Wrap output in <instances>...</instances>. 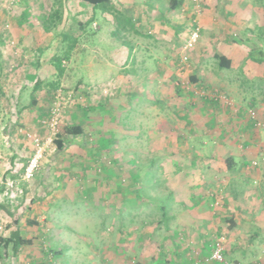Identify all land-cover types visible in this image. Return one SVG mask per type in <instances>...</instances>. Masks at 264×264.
Wrapping results in <instances>:
<instances>
[{"label": "rangeland", "instance_id": "obj_1", "mask_svg": "<svg viewBox=\"0 0 264 264\" xmlns=\"http://www.w3.org/2000/svg\"><path fill=\"white\" fill-rule=\"evenodd\" d=\"M60 2L64 4L62 7L63 21L56 29L47 32L44 29L45 21L55 3V7H58ZM263 2L254 0L252 5L253 7H264ZM199 5L203 10L204 1L199 0ZM100 9L97 10L96 23H91L82 35L79 24L91 19L94 12L93 7L82 0H0V202L8 205L10 211L14 213L10 216L8 212L0 208V236L9 235L13 230V219L18 218L20 219L18 225L23 235L36 240L33 245L23 247L19 256L12 254L10 257H0V264H29L27 262L33 260V257L37 260V264H93L94 260L97 264H154L155 257L165 259L168 261L167 264H171V261L175 262L180 259L177 257V252H172L171 256L166 255V246L169 243L168 232L160 229L157 230L158 232L156 229L154 231L155 221L160 218L159 215L166 219L164 220L165 228H168V218L172 210L174 214L188 211L182 204H175L173 195L168 194L166 185L162 182L166 180L163 172L166 170L168 157H165L161 164L158 163L159 159L156 160V163L152 164L154 177L149 175V177L159 178V181L153 179L148 181L149 186H154V190H148L150 195H154L152 198L154 210L150 209L152 204H142V208L135 216L137 220L136 224L132 225L134 227L128 223L123 226L125 235H119L118 222L103 217L107 212L106 209L96 210L86 204L90 201L87 200L88 194H84L87 187H92L94 182L96 185L100 183V189L94 188L97 194L103 189L102 184L104 187L105 176L111 174L115 177L112 188L119 189V181L123 182L121 186L126 188L131 184V177L134 180L136 177L139 178L134 184L140 185L139 181L143 182L147 178L145 171L151 168L143 167V163L151 166V159L160 157L155 150L159 142L153 140L154 104L150 108L144 105L143 111L146 115L139 116L140 106L133 96L128 95L129 98H127L126 95V91L135 88V77L130 78V82H134L132 86L127 84L129 77L124 79V73L116 72L117 75L110 78L113 80L108 81L107 79L109 78L105 74L107 70L118 71L119 66L106 63L111 62L107 54H112L115 43L114 38L111 43L112 38L108 35L111 30ZM25 10L29 12L26 19L22 16ZM127 10L126 12L130 14L129 9ZM107 14L112 15L108 12ZM147 29L148 27L146 32ZM63 30L78 36L80 41L73 51L71 60L64 63L66 72L61 85L50 94L44 88L42 92L36 94L38 104L23 110V107L31 103V94L38 75L45 73L42 70L39 74L38 63L42 61L43 66H50L52 57L65 48L66 42H63V35H61ZM150 30L151 34L142 36L140 39L142 42L140 52L142 53L139 54V56L147 55L150 58H144L141 62L138 59V63L130 65L131 71L138 75H136V82L142 80L143 83H147L144 80L145 77L141 75L152 72L157 66L158 59H154V53H163L169 49L170 54L173 57L176 56L177 62L175 59L161 60V62L164 66L168 64V66L180 68L178 57L181 58L182 42H177L176 46L167 44L161 46L154 39V27ZM127 43L130 45L129 41ZM252 47H255L252 50V58H264L263 45H252ZM53 70L56 69L53 67ZM152 73L154 74V71ZM55 76L56 72L51 73L47 79ZM153 76L147 75L146 78L149 77V81H154ZM80 79L82 82L79 84ZM261 80L255 79L254 83L259 84ZM113 81H115L114 86L107 87L108 84L113 85ZM231 81L233 85L234 77ZM122 82L125 84L123 87ZM148 89L143 90L146 94L143 99L152 97ZM141 96V93L135 95V97ZM116 98L125 102L130 99L131 106L121 108L119 111L115 110L112 100ZM144 101L143 104L148 103ZM92 104H94L95 114L101 112L106 117L107 125L114 123L112 126L117 128V138L109 140L108 135L102 134L97 125L93 126V123L85 120L88 112L78 108L85 107L86 109ZM57 105L61 109L60 123L85 125L87 139L84 143L80 139L78 141L77 137H71L66 139V146L63 150L58 149L55 142V139L59 137L58 129L53 130L51 126V113ZM26 113H36V115L39 113L40 118L31 122L32 115ZM118 127L127 132L131 131V133L124 135L125 138L122 139V136L118 137L122 133L118 132ZM142 131H149L145 133L147 137L138 138ZM29 134L41 137L46 150L32 178L26 179V167L36 150ZM95 138L100 139V142L97 143ZM182 143L183 141L181 145ZM96 144L99 145V152L96 153L98 156L94 154ZM208 149L214 152L213 147ZM134 150L141 152L139 157H142L144 161L140 165L138 154H133ZM84 159L91 160H89V166L81 165L79 160ZM96 159L98 162L95 161ZM121 159L130 161L129 166L127 164L121 166L119 162ZM116 163L119 164V170ZM140 167L143 169L140 170ZM124 168L126 173L122 170ZM136 173H139V176ZM106 180L110 181L109 178ZM209 181H212L213 185L217 182L213 178ZM131 189L136 188L131 186ZM134 195H139L138 191H135ZM122 196L118 195L117 199ZM75 197H79V201ZM108 203L112 206L116 204L113 201ZM126 207L130 210V205ZM117 213L119 212L113 215ZM121 217L127 218L126 213H123ZM132 217L134 218V215ZM144 218H148L147 220L153 223L141 224ZM33 220L37 223H32ZM171 222H173L172 229L177 230L178 227L174 226L175 224L189 221L173 220ZM196 222L197 220L191 223ZM182 224L179 226L183 227ZM137 225L140 227L139 230L135 228ZM192 229L193 227L190 230ZM204 231L200 229V232L194 235L188 231L183 234L177 232L179 240L186 239L194 246L193 248L196 247L192 250L195 252L189 254L192 264H203L201 259L208 263L215 262L211 259L214 240L221 233H227L225 234L226 249L228 247V231L214 230L210 232L211 236L213 235L210 252L208 250L206 253L199 251L197 248L199 246L196 242L194 243V239L199 241L202 239L203 244L210 241L209 231L203 237ZM62 250L63 253L58 252ZM46 251L49 252L48 255ZM249 259L264 262V252L259 251L253 258L249 256ZM227 260H229L228 257Z\"/></svg>", "mask_w": 264, "mask_h": 264}, {"label": "crops", "instance_id": "obj_2", "mask_svg": "<svg viewBox=\"0 0 264 264\" xmlns=\"http://www.w3.org/2000/svg\"><path fill=\"white\" fill-rule=\"evenodd\" d=\"M203 1L205 7L203 5L202 12L196 17L192 0H114L117 8H122L128 16H132L137 31L125 34V41L133 46L130 52L132 54L126 55L124 64H120L118 60H123L125 55L120 57L116 53L107 54L111 62L106 63H114L119 69H106L108 72L105 74L109 77L108 81L113 80L110 78L117 75L116 72H120L124 73V79L129 77L125 80L129 86L135 82V88L126 91V95L127 98L133 96L140 106L139 116L146 115L143 111L144 105L150 108L154 104V141L160 143L155 150L158 155L168 157L166 170L163 172L166 180L162 182L166 185L168 194H173L175 204H182L188 210L182 214H174L172 210L168 218V228H165V223L160 222V218L156 219L159 222H156L154 231L159 226L158 230L168 232L166 255L171 256L172 252H177V257L180 258L175 262L171 261V264H192L189 254L196 247L193 248L186 239L179 240L177 232L183 234L188 231L194 235L200 229L205 230L203 237L209 231L210 241L203 244L202 239H194L199 251L210 252L213 242L210 232L227 230L226 256L229 260L226 264H264L249 259V256L253 258L259 251L264 252V130L257 129L249 116L250 110H256L264 119V58H252V50L255 48L252 45L264 46V7H253L254 0ZM185 8L186 11H183ZM127 9L130 14L126 12ZM102 14L110 27L111 32L108 35L111 36L112 43L115 21L107 12ZM194 19L201 26V38L189 53L190 62L183 63L178 57L180 68L168 64L164 66L161 60L175 59L177 62L176 56L173 57L169 49L163 53H154V59H158L157 66L153 67L154 74L153 71L140 74L147 83L142 80L136 82L138 75L131 71L130 65L150 58L147 55H142L143 58L139 56L142 53L141 37L151 34L150 29L154 27V39L161 46H176L177 42H182L183 46ZM81 34L85 33L81 31ZM147 75H154V81H149ZM132 77H135L134 82H130ZM255 79L262 80L255 84ZM115 81L107 87L114 86ZM81 82L80 79L78 83ZM124 82L121 83L122 87ZM144 89H148L152 97L143 99L146 96ZM139 93L142 96L135 97ZM222 95L230 98L231 104H227L221 98ZM112 101L114 109L118 111L131 106L130 99L126 102L119 98ZM143 101L148 103L143 104ZM93 105L78 109L88 112L90 116L85 120L93 123V126L97 125L102 134L108 135L109 140L117 138V128L112 126L114 123L107 125L106 117L101 112L95 114ZM26 114L32 115L31 122L40 118L39 113ZM80 125L85 127L84 124ZM118 128V132H122L118 137L122 136V139L125 138L124 135L131 133ZM111 135H115V138ZM76 137L84 143L87 133ZM95 140L100 142L98 138ZM96 145L94 154L99 152V145ZM210 147L214 148V152L208 149ZM228 159H231L230 165ZM89 160L79 162L82 166H89ZM95 161L98 162L97 159ZM254 161L258 164L253 165ZM212 178L217 180L215 185L209 181ZM87 188L96 194L94 188L100 189V186L94 182L92 187ZM100 196L102 195L98 197ZM216 197H221L218 207L214 205ZM75 198L78 200L79 197ZM88 200L96 202L90 196ZM107 218L114 221L111 217ZM173 220L189 222H178V225H174L178 227L177 230H173ZM195 220L196 223H191ZM118 223L119 235H125L124 225L119 221ZM181 224L183 227L179 226ZM201 261L203 264H218L208 263L204 259ZM27 263L37 264V260L33 257ZM159 263L167 264L168 261L155 257L154 264ZM93 264H97V261L94 260Z\"/></svg>", "mask_w": 264, "mask_h": 264}, {"label": "trees", "instance_id": "obj_3", "mask_svg": "<svg viewBox=\"0 0 264 264\" xmlns=\"http://www.w3.org/2000/svg\"><path fill=\"white\" fill-rule=\"evenodd\" d=\"M62 1V0H60ZM88 4H90L93 9H94V15L92 16L91 19H89L88 21H86L85 23L81 22L79 24L80 29L82 30L83 33L86 32L87 27L93 22L95 21V17L97 16V10H99L101 12H108L111 13L113 15L115 24H116V28L113 32V38H114V52L112 54H117L118 56L120 55H125L123 58V60H118V62L121 64H124V62H126V55L128 53H130L132 51V47H130V45L127 43V41H125V34L129 33L130 31H137L136 28V24L133 21L132 16H128L124 11H122L121 9L117 8L114 0H82ZM261 2L264 0H260ZM264 4V2H263ZM56 5V3H55ZM55 5L52 7V11L50 12V14L48 15L46 21H45V25H44V29L47 32L52 31L53 29H56L58 27V25L63 21V3L60 2V5L58 7H55ZM22 16L24 19L27 18V16H29V12L27 10H25L22 13ZM140 32V31H138ZM61 35H63V42H66L65 44V48L60 51L59 54L54 55L52 57L51 60V64L48 67L43 66L40 62L38 63V71L39 74L42 70H44V74L45 76H43L44 74H40L38 75V79L36 80V82L34 83V88L31 94V103L26 105L25 107H23V110L29 109L31 106L37 105L38 104V99L36 97V94H39L40 92H42V90L45 88L46 90H48L49 94L55 90L58 89L61 85V80L66 72V66L64 65L65 61L67 60H71L72 58V54L73 51L75 50V48L77 47L78 42L80 41V38L78 36H74L72 34H70V32H67L65 30L61 31ZM116 41V42H115ZM118 42V43H117ZM121 57V56H120ZM220 63H222L221 59H220ZM223 64V63H222ZM53 67L56 70H53ZM48 71V72H46ZM56 72V76L54 78L51 79H47L49 78L51 73H55ZM58 129V135L59 137L57 139H55V142L57 144L58 149L61 151L65 148V144H66V139L71 138V137H76V136H82L85 135L86 129L85 127H83V125L80 124H66V123H59L57 126ZM114 132V131H113ZM149 131H142V133L138 136V138L141 137H145L146 134ZM112 138H115V135H111ZM147 137V136H146ZM154 140V138H153ZM138 154V163L140 165V163L142 161H144L142 159V157H139V155L141 154V152H138L137 150H134L133 154ZM165 157L164 156H160L158 159L161 162ZM157 159V160H158ZM151 166L148 165L146 166L143 163V167H151L150 169L145 171V177L146 180L139 181L138 184L140 185H135L134 183L136 182V180H138L139 178H132L131 175V184H129V186H127L126 188H123L121 185H123V182L119 181V189L117 188H112L113 182H114V175H107L105 176V184L103 187L102 184V190L97 194H95L94 192H92L91 190L87 189L86 193L84 195H87L91 197L92 201H96L97 198H101L102 202L99 201V199H97L96 202H89L86 203L87 205H89L90 207L94 208V209H106V217L112 216L111 218L114 219V221H119L120 223H122L124 226L126 225V223H128V225H130L131 227L133 224H136V215L138 213V210H140L142 208V204H152L150 209L154 210V202L152 200V198H154V195H150L148 190H154V186H149V180L153 179V180H158L159 178H157L155 176L154 177V171L152 169V164L154 165L156 163V159L152 158L151 159ZM120 165L122 166H129L130 161H125L123 159L119 160ZM137 163V164H138ZM118 163H116L117 165ZM136 164V166H137ZM228 164H231V159H228ZM228 165V166H229ZM118 170H119V164L117 165ZM138 167V166H137ZM143 167L139 168L140 170L143 169ZM123 171L126 170L125 168L122 169ZM125 172V171H124ZM126 173V172H125ZM141 173V172H139ZM139 173H136L137 175ZM128 175V174H127ZM126 175V176H127ZM149 175H152L153 177H149ZM139 176V175H138ZM149 177V178H148ZM107 178L110 179V181L106 180ZM154 182V181H153ZM125 183V182H124ZM100 185V183H98ZM106 184H107V188H106ZM133 186L136 189H131L130 187ZM157 188V187H156ZM138 191L139 195H134L135 191ZM96 192V190H94ZM96 195V196H95ZM99 195H102L100 197H98ZM122 196L124 195L125 197L122 196L119 197V199H117V196ZM173 195V194H171ZM164 196V195H163ZM86 197V196H85ZM84 197V198H85ZM139 197V198H138ZM84 202H87V200L82 199ZM120 200V201H119ZM79 201V200H78ZM113 201L114 203H116L115 205H109L108 202ZM157 201V200H154ZM121 202V203H120ZM130 205V210L127 209L126 206ZM0 208L4 209L6 212H8V214L10 216H13L14 213L12 211H10V208L8 205H6L5 203H1L0 202ZM127 210V211H126ZM129 211V213H128ZM119 212L115 215H113V213ZM123 213H126L127 218L121 217ZM118 215V216H117ZM134 215V218L132 217ZM160 217V222L163 224L165 223L164 220H166L165 218H162L161 215H159ZM148 219V218H147ZM146 218H144L142 220L143 225H146L148 223H153L148 221ZM20 222V219L18 218H14L12 221V225H13V230L11 231V233L9 235H1L0 236V257H6V256H11L12 254H14L15 256H19L21 255L22 249L23 247L27 246V245H33L36 240L35 238H29V237H25L21 231V229L19 228L18 223ZM32 223H37L36 220L31 221ZM155 222H159V221H155ZM104 224V223H103ZM144 227V226H143ZM137 230H139V226L137 225V227H135ZM158 230L159 226L156 227ZM123 231H125L123 229ZM52 253H54V251H51ZM59 253H63L64 251H58ZM226 246H225V263H227L226 261ZM48 255V253H47ZM224 264V263H222Z\"/></svg>", "mask_w": 264, "mask_h": 264}, {"label": "built area", "instance_id": "obj_4", "mask_svg": "<svg viewBox=\"0 0 264 264\" xmlns=\"http://www.w3.org/2000/svg\"><path fill=\"white\" fill-rule=\"evenodd\" d=\"M192 4H194V12L196 14V17L200 15L202 12V7L199 5V0H192ZM183 11H186V8L183 9ZM201 38V26L198 22L197 19H194L192 22V27L189 32V36L185 40L182 49H181V62L183 63H188L190 61V51L196 47L198 42L200 41ZM221 98L227 103L231 104V100L225 96L222 95ZM60 105V103H58ZM57 105L54 107L52 113H51V119H52V129L57 130V126L60 123V114H61V109L60 106ZM249 116L253 120V123L257 129L264 130V119L261 118L256 110H250L249 111ZM30 139L33 141L35 144V153L29 160V164L26 167V172H25V178L26 179H31L32 176L34 175V172L37 170V168L40 165V160L43 158L44 152L46 150V145L43 142L41 137L29 134ZM52 140V139H50ZM258 162L254 161L253 165H257ZM221 198V197H220ZM217 198L215 199L214 205L218 206L221 202V199ZM225 246H226V236L224 233L219 234L215 240H214V245H213V251L211 255V259L217 263H225Z\"/></svg>", "mask_w": 264, "mask_h": 264}]
</instances>
